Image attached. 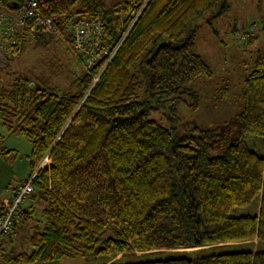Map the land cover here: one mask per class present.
Returning a JSON list of instances; mask_svg holds the SVG:
<instances>
[{"label": "trees", "instance_id": "16d2710c", "mask_svg": "<svg viewBox=\"0 0 264 264\" xmlns=\"http://www.w3.org/2000/svg\"><path fill=\"white\" fill-rule=\"evenodd\" d=\"M23 1L0 0V12L16 11ZM228 8L227 0H40L55 32L29 20L25 33L66 36L77 60L87 61L69 27L91 19L99 23L92 39L100 48L110 53L119 46L107 64L109 53L83 63L64 91L32 72L7 76L0 68V144L5 133L24 135L34 174L33 192L13 224L14 232L18 221H30L28 249L7 252L3 239L12 234L0 236V261L264 264V155L248 143L264 138V57L243 79L236 137L224 154L209 149L225 143V132L174 124L184 95L198 107L200 96L187 85L212 75L195 48L196 20L204 18L213 31L212 19ZM24 36H9L13 53ZM160 109L170 125L149 118ZM44 158L49 162L41 166ZM251 204L253 214L232 215Z\"/></svg>", "mask_w": 264, "mask_h": 264}, {"label": "rangeland", "instance_id": "374dc122", "mask_svg": "<svg viewBox=\"0 0 264 264\" xmlns=\"http://www.w3.org/2000/svg\"><path fill=\"white\" fill-rule=\"evenodd\" d=\"M118 1L120 0H105L108 5ZM227 1L228 10L211 21L214 32L204 18L196 20L195 48L210 66L212 75L210 77L202 76L187 85L188 88L197 91L199 94L198 107L196 109L190 108L188 106L190 99L184 95L183 101L176 106L177 120L174 122L175 125L183 129L196 124L201 127L215 128L218 133L225 132L227 140L225 143L219 141L213 143L209 149L210 155L224 154L228 143L236 137L237 114L242 109L243 79L254 66L257 56L261 54L264 57V0ZM246 24L255 25L251 38H255V36L256 38L252 43L248 42L249 39L242 43L233 31L235 27L238 31ZM12 26L18 28L21 35L25 34V43L23 47V43L18 41L17 53H13V38L2 35L3 38L0 40L2 74L8 76L13 71L27 74L32 72V74L37 75L35 78L39 76L43 80L50 81L52 85H57L61 91L72 86L75 75L83 72L82 67L83 69L85 67L83 63L87 61H82L80 58L79 61L77 60L78 57L75 53L76 56L73 54L67 37L63 35L33 37L31 33L24 32V27L16 26L15 22H12ZM22 48L24 49L22 50ZM166 116V110L160 109L152 111L149 118L164 125H170L171 122ZM255 140H262L264 143V139L261 136H253L248 139L250 147L262 155V150L255 148V145L257 146ZM0 148L2 152L8 151L3 155L0 153L3 157L1 160L7 167L6 170H0V185L4 186L8 183L14 185L19 180L27 178L29 176L27 155L30 149L28 139L22 134L5 133ZM43 161L42 163L46 164V158ZM27 202L28 200L24 204ZM40 208L41 206H37L38 211ZM255 211L256 206L251 204L234 208L232 215L253 214ZM18 223L17 228L11 233V241L10 237L6 240L3 239L2 246L7 252L16 253L28 249L26 233L31 223L28 221L25 226L21 224V220ZM253 241L256 242V240ZM261 247L264 249V244ZM137 254L140 255L141 253L137 252ZM101 260V257H77L30 264H99ZM0 264L11 263L0 261Z\"/></svg>", "mask_w": 264, "mask_h": 264}, {"label": "built area", "instance_id": "2783aa9c", "mask_svg": "<svg viewBox=\"0 0 264 264\" xmlns=\"http://www.w3.org/2000/svg\"><path fill=\"white\" fill-rule=\"evenodd\" d=\"M39 3L40 0H24L16 11L0 12V40L3 36L9 37L18 31L20 32L18 28H14L12 26V22H15L16 26L22 28L25 27L30 20V25L38 23L41 24V26H43L48 32H55V26L52 19L48 16L41 15ZM137 15L138 14L134 15V19ZM254 29L255 25L246 24L238 30L237 38L242 42L246 39H250ZM69 31H71L74 35V47L78 50V52H82L83 55L86 56L88 64L109 53V50L102 49L98 46V39H92L93 36L100 35L99 23L97 21L79 18L69 27ZM118 46L119 43H116L111 48L110 53L107 56L106 63L110 60L112 54ZM94 47H97V49H94ZM46 160V164H48L49 160L47 158ZM46 164L42 163L41 166ZM33 177L34 174L20 181L15 186L12 197L4 202L5 212L0 215V236L13 233V224L17 219V209L28 200V197L33 192Z\"/></svg>", "mask_w": 264, "mask_h": 264}, {"label": "crops", "instance_id": "0c3cea01", "mask_svg": "<svg viewBox=\"0 0 264 264\" xmlns=\"http://www.w3.org/2000/svg\"><path fill=\"white\" fill-rule=\"evenodd\" d=\"M12 133V132H10ZM9 133V134H10ZM264 139V138H263ZM256 141V144L257 146L255 145V148H259L262 150L263 154L264 155V143L262 142V140H255ZM262 142V146L260 145ZM30 150V149H29ZM1 155H0V170H6L7 167L4 166L2 160H1ZM3 159V157H2ZM1 180V179H0ZM23 180V179H22ZM21 180V181H22ZM20 182V180L18 182H16L14 185H0V202L2 204H4L5 201H7L8 199H10L13 195V192H14V189H15V186ZM38 211V210H37Z\"/></svg>", "mask_w": 264, "mask_h": 264}, {"label": "bare ground", "instance_id": "6f19581e", "mask_svg": "<svg viewBox=\"0 0 264 264\" xmlns=\"http://www.w3.org/2000/svg\"><path fill=\"white\" fill-rule=\"evenodd\" d=\"M115 52V51H114ZM114 55V54H113ZM106 57V56H105ZM103 58V57H102ZM106 59V58H105ZM107 64V63H106Z\"/></svg>", "mask_w": 264, "mask_h": 264}, {"label": "water", "instance_id": "95a60500", "mask_svg": "<svg viewBox=\"0 0 264 264\" xmlns=\"http://www.w3.org/2000/svg\"><path fill=\"white\" fill-rule=\"evenodd\" d=\"M31 85H32V83H31Z\"/></svg>", "mask_w": 264, "mask_h": 264}]
</instances>
